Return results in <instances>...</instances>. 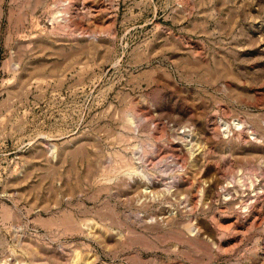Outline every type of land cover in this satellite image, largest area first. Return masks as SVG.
Masks as SVG:
<instances>
[{
	"label": "rangeland",
	"instance_id": "1",
	"mask_svg": "<svg viewBox=\"0 0 264 264\" xmlns=\"http://www.w3.org/2000/svg\"><path fill=\"white\" fill-rule=\"evenodd\" d=\"M0 264H264V0H0Z\"/></svg>",
	"mask_w": 264,
	"mask_h": 264
},
{
	"label": "bare ground",
	"instance_id": "2",
	"mask_svg": "<svg viewBox=\"0 0 264 264\" xmlns=\"http://www.w3.org/2000/svg\"><path fill=\"white\" fill-rule=\"evenodd\" d=\"M155 79H156V78H153L152 81H156ZM128 165H129V164H128ZM125 166H126V165H125Z\"/></svg>",
	"mask_w": 264,
	"mask_h": 264
}]
</instances>
